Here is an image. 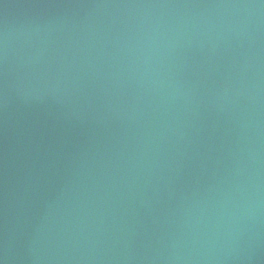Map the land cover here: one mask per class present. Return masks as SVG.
<instances>
[{"label": "water", "instance_id": "95a60500", "mask_svg": "<svg viewBox=\"0 0 264 264\" xmlns=\"http://www.w3.org/2000/svg\"><path fill=\"white\" fill-rule=\"evenodd\" d=\"M0 264H264V0H0Z\"/></svg>", "mask_w": 264, "mask_h": 264}]
</instances>
